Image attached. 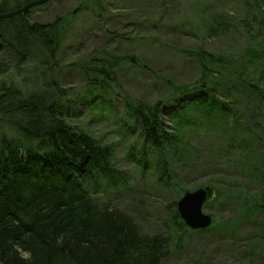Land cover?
<instances>
[{
    "label": "trees",
    "instance_id": "trees-1",
    "mask_svg": "<svg viewBox=\"0 0 264 264\" xmlns=\"http://www.w3.org/2000/svg\"><path fill=\"white\" fill-rule=\"evenodd\" d=\"M29 1L0 0V13ZM106 1H91L98 16H104ZM233 1L244 9L241 18L232 16ZM192 9L211 37L236 30L246 47L229 53L185 50L182 54L201 66L199 80L188 85L167 82V96L152 104L123 98L125 116L142 140L138 162L147 166L149 158L155 161L164 179L177 170L196 164L202 169L208 163L219 178L236 183L233 175L239 171L248 179L247 188L235 195L226 191L227 196L234 195V217L215 218L221 223L188 232L234 231L241 223L248 226L249 241L263 245L264 0H197ZM30 12L0 19V75L9 70L13 75L12 83L0 89V264H163L173 235L145 236L130 216L97 202L99 192L127 187L129 178L116 167L112 145L68 122L76 105L56 83L60 73L56 61L69 32L68 19L31 23ZM122 60L148 71L136 56ZM103 61L94 64L96 78L90 80L87 93L80 94L96 110L121 98L120 90L106 87L116 85L117 71ZM28 68L41 71V89L20 87L27 86L23 74ZM43 70L51 76L48 83ZM204 129L222 138L206 162L190 139ZM221 184L205 206L218 200L225 204ZM172 210L177 226L185 229L176 202ZM17 249L31 251V261L22 260Z\"/></svg>",
    "mask_w": 264,
    "mask_h": 264
},
{
    "label": "rangeland",
    "instance_id": "rangeland-1",
    "mask_svg": "<svg viewBox=\"0 0 264 264\" xmlns=\"http://www.w3.org/2000/svg\"><path fill=\"white\" fill-rule=\"evenodd\" d=\"M91 1L52 0L32 8L29 19L31 23L45 25L59 18L68 19L69 32L56 61L60 68L56 83L70 94L71 105H76L68 113V122L93 134L101 143L112 145L116 167L128 175L127 187L99 192L97 202L101 207L117 209L130 216L145 236L171 238L173 235L170 255L163 264H264V244L258 246L249 241L251 234L247 225L239 223L234 231L216 227L218 230L213 228L209 233L194 234L178 227L172 216V204L186 192L208 185L218 188L222 182L225 204L213 201L204 212L218 219H231L236 213L231 207L232 198L235 191L243 192L247 188L248 179L236 171L233 175L236 183L223 180L208 163L202 169L196 164L192 169L177 170L171 177L161 178L163 175L156 169L155 161L149 158L146 167L138 162L142 140L137 137L139 131L135 124L125 116L123 101L128 98L156 103L167 96V82L188 85L199 80L201 66L182 54L185 50L204 48L214 53H229L246 47L247 41L236 30H224L218 37H211L195 19L192 8L197 0H107L104 16H98L100 11ZM239 4L233 1L229 9L232 16L241 18L244 9ZM84 5L87 10L82 8ZM197 13L201 15L202 11ZM128 56H136L148 71H140L122 60ZM101 61L116 69V85L106 87L116 92L120 90L121 98L114 100L111 107L96 110L86 100L89 98L82 99L80 94L91 88L90 80L96 78L92 76H96L98 70L94 64ZM40 73L28 68L23 74L28 87L19 86L23 90L41 89ZM10 74L9 70L6 76L0 75V89L12 83ZM43 78L47 83L51 80L46 71ZM95 82L102 83L100 78ZM212 131L204 129L190 138L193 147L201 151L202 162L209 159L211 148L222 141ZM231 150L237 152V149ZM226 191L234 195L229 197Z\"/></svg>",
    "mask_w": 264,
    "mask_h": 264
},
{
    "label": "water",
    "instance_id": "water-1",
    "mask_svg": "<svg viewBox=\"0 0 264 264\" xmlns=\"http://www.w3.org/2000/svg\"><path fill=\"white\" fill-rule=\"evenodd\" d=\"M49 1L52 0H31L13 11L0 13V19H11L23 13H27L32 8L44 5ZM1 46L0 34V48ZM213 197L214 189L212 187H203L192 192H186L176 203L180 218L188 230L208 229L214 224V218L204 213V206L211 201Z\"/></svg>",
    "mask_w": 264,
    "mask_h": 264
},
{
    "label": "clouds",
    "instance_id": "clouds-1",
    "mask_svg": "<svg viewBox=\"0 0 264 264\" xmlns=\"http://www.w3.org/2000/svg\"><path fill=\"white\" fill-rule=\"evenodd\" d=\"M17 251H19L20 254V258L26 262H30L32 259V252L31 251H26V250H22V249H17Z\"/></svg>",
    "mask_w": 264,
    "mask_h": 264
},
{
    "label": "bare ground",
    "instance_id": "bare-ground-1",
    "mask_svg": "<svg viewBox=\"0 0 264 264\" xmlns=\"http://www.w3.org/2000/svg\"><path fill=\"white\" fill-rule=\"evenodd\" d=\"M205 187H212V188L214 189V196L216 195V190H215V187H214V186H212V185H208V186H205ZM202 188H203V187H202ZM208 203H209V202H208ZM208 203H207V204H208ZM205 207H206V206H204V211H205ZM204 213H205V212H204ZM205 214H206V213H205ZM211 216H212V215H211ZM212 217L214 218V223H215V221H216V220H215V217H214V216H212ZM213 225H214V224H213Z\"/></svg>",
    "mask_w": 264,
    "mask_h": 264
},
{
    "label": "flooded vegetation",
    "instance_id": "flooded-vegetation-1",
    "mask_svg": "<svg viewBox=\"0 0 264 264\" xmlns=\"http://www.w3.org/2000/svg\"><path fill=\"white\" fill-rule=\"evenodd\" d=\"M2 20H4V19H2ZM6 20V19H5Z\"/></svg>",
    "mask_w": 264,
    "mask_h": 264
}]
</instances>
